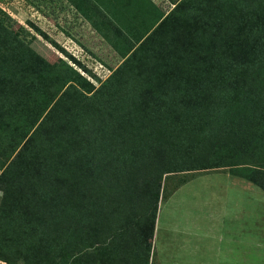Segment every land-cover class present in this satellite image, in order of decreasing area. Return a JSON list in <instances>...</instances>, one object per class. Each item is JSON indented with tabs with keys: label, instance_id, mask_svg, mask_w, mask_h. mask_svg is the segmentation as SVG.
Returning <instances> with one entry per match:
<instances>
[{
	"label": "trees",
	"instance_id": "1",
	"mask_svg": "<svg viewBox=\"0 0 264 264\" xmlns=\"http://www.w3.org/2000/svg\"><path fill=\"white\" fill-rule=\"evenodd\" d=\"M175 5L145 25L104 14L122 59L104 81L0 20V262L154 264L168 176L227 169L264 191V0Z\"/></svg>",
	"mask_w": 264,
	"mask_h": 264
},
{
	"label": "rangeland",
	"instance_id": "2",
	"mask_svg": "<svg viewBox=\"0 0 264 264\" xmlns=\"http://www.w3.org/2000/svg\"><path fill=\"white\" fill-rule=\"evenodd\" d=\"M166 1L0 0V20L51 63L67 61L77 69L52 44L55 42L104 81L122 62L104 36L114 37V25L121 23L126 13H134L139 25L154 23L159 14L163 20L182 0H170L172 6ZM76 4L87 11L93 22ZM104 14L113 17L114 25ZM89 80L99 87L100 83L90 76ZM163 184L151 262L264 264L263 190L231 175L227 169L172 174ZM1 199L0 191V203Z\"/></svg>",
	"mask_w": 264,
	"mask_h": 264
},
{
	"label": "crops",
	"instance_id": "3",
	"mask_svg": "<svg viewBox=\"0 0 264 264\" xmlns=\"http://www.w3.org/2000/svg\"><path fill=\"white\" fill-rule=\"evenodd\" d=\"M167 1L169 2L170 6H172V4L170 3V0H167ZM167 1H166V2H167ZM233 241H235V240H233Z\"/></svg>",
	"mask_w": 264,
	"mask_h": 264
}]
</instances>
